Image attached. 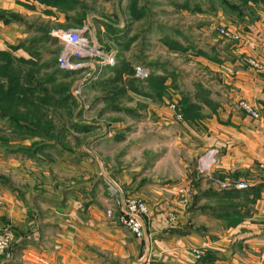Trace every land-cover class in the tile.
Masks as SVG:
<instances>
[{
	"label": "rangeland",
	"instance_id": "1",
	"mask_svg": "<svg viewBox=\"0 0 264 264\" xmlns=\"http://www.w3.org/2000/svg\"><path fill=\"white\" fill-rule=\"evenodd\" d=\"M26 1L37 2L51 10L35 12L33 16H14L19 22L18 31L26 37L10 47L11 57L35 64L16 63L0 74V83L6 88L16 82L23 87L20 97H14L9 108L6 104L3 110L0 107V112L6 116L0 117V190L18 193L19 199L25 192L50 195L54 201L57 192H96L102 187L109 205L106 215L118 220V201H141L149 210L146 200L134 194H123L126 192L124 182L132 181L145 195L153 189L175 191L176 188V194L171 195L177 197L183 208L195 213L204 207L208 212L210 209L211 217L215 218V207L224 202L212 196V190L215 194L222 193L230 190L223 189L222 183L240 181L224 180L222 174L217 176L216 173L214 177V167L204 170V166L210 164L207 163L210 156L214 162V154L195 130L182 125L186 122L180 104L184 97L194 100V94L199 95L198 85L206 91H218L217 79L215 85H210V72L199 64L195 66L194 60L186 54L191 52L188 44L204 48L212 45L211 39L209 42L212 35L224 62L235 60L238 65L260 70L264 65L260 58L231 54L251 32L243 25L244 18L257 19L252 6L255 2L64 0L67 6L55 7L39 0ZM260 1L263 4L264 0ZM53 7L63 14V22L53 20ZM227 28L238 32L242 39L224 36L221 29ZM60 33L81 35L91 47L112 55L116 63L109 65L103 64L101 59L92 62L91 57H72L70 65L63 67L65 46ZM256 35L257 42L251 38L249 43L260 46ZM170 36L187 47L178 42L167 43L165 39ZM21 48L27 49L29 59L17 55ZM138 68L145 70L147 76L141 78ZM151 77L165 80L163 92L148 85ZM29 89H34L36 96L53 99V106L34 100ZM146 94L159 97L152 100L144 96ZM148 101L166 104L174 111L178 124H165L170 123L163 120L166 116L150 110ZM241 103L250 106L259 118L248 115L240 107ZM233 106L254 120L262 118L261 111L245 100ZM178 112L183 120L178 121ZM12 121L39 131L40 135L31 137ZM263 165L260 168L264 171ZM181 188L188 190L189 197L179 193ZM109 211L113 212L111 217ZM170 212L177 217L174 211H167V216ZM148 216L149 213L143 218L147 223ZM7 222L0 237H11L13 252L14 233L6 226ZM192 252L197 261L206 256L203 248Z\"/></svg>",
	"mask_w": 264,
	"mask_h": 264
},
{
	"label": "crops",
	"instance_id": "2",
	"mask_svg": "<svg viewBox=\"0 0 264 264\" xmlns=\"http://www.w3.org/2000/svg\"><path fill=\"white\" fill-rule=\"evenodd\" d=\"M252 6L258 20L244 18L243 25L251 32L231 54L258 57L264 62V2H255ZM47 9L51 10L37 2L0 0V52H9L11 46L26 37L18 31L19 22L13 16H33ZM62 17L58 8L53 7V20L63 22ZM255 35L260 46L249 43L251 38L257 42ZM210 39L212 45L205 48L188 44L191 52L186 57L193 59L195 66L199 64L210 72V85H215L217 79L218 91H207L198 99L194 94L193 102L202 103L204 117L196 123L186 121L182 125L195 130L214 154V162L210 156L207 159L210 164L204 170L214 167V177L215 173L222 174L224 180L235 178L249 183L247 191L250 199L255 196V202L235 201L240 206L241 221L231 225L225 217H217L220 214L217 207L215 218L204 207L195 213L183 208L177 197L171 195L176 194V188L175 191L153 189L145 195L128 181L124 182L123 194H134L149 203V238L139 240L117 218L107 217L109 205L102 187L96 192H57L55 202L50 195L25 192L19 199L18 193L1 189L0 231L8 221L6 226L13 231L14 241L13 259L0 258V264H264V171L260 168L264 163V65L259 70L238 65L235 60L224 62L212 35L209 42ZM165 40L187 47L171 36ZM17 55L29 59L26 48L19 49ZM240 100L254 105L262 118L254 120L236 109L233 104ZM148 102L150 110L166 116L163 120L170 123L165 124L177 123L174 111L166 104ZM1 160L4 164V159ZM167 211L176 213L175 224L166 221ZM197 248L206 250V256L200 261L192 252Z\"/></svg>",
	"mask_w": 264,
	"mask_h": 264
},
{
	"label": "built area",
	"instance_id": "3",
	"mask_svg": "<svg viewBox=\"0 0 264 264\" xmlns=\"http://www.w3.org/2000/svg\"><path fill=\"white\" fill-rule=\"evenodd\" d=\"M221 32L226 37H234L237 40H241L238 32L232 29H221ZM236 32V33H235ZM60 38L64 42V52L62 54V66L66 67L69 64L70 58L79 57L81 59L91 57L90 61L94 62L95 59H101L103 64L114 65L115 59L112 55H107L100 51L97 47H91L88 41L82 38L81 35L77 33H68L62 34L60 33ZM242 36V35H241ZM105 66V65H104ZM259 66V65H257ZM137 74L144 78L147 76V72L142 70L141 68L137 69ZM240 107L248 113V115L254 117L255 119L259 118V114L255 112L250 106L245 103H241ZM178 121L183 120L181 112L177 113ZM264 168V165L262 166ZM223 189H238L245 190L249 188V183L246 181H226L221 184ZM179 193L183 195H187L189 197V192L186 189H179ZM119 213H118V221L124 226L136 239L144 240L149 238V234L147 231V222L143 219L146 215H148L149 210L144 202L141 201H123L119 202ZM113 214L112 211L108 212V216L111 217ZM168 221L171 224H175L177 222V217L174 213H168ZM0 257L4 258L7 261H10L13 258V252L11 250V237L10 236H2L0 237Z\"/></svg>",
	"mask_w": 264,
	"mask_h": 264
},
{
	"label": "trees",
	"instance_id": "4",
	"mask_svg": "<svg viewBox=\"0 0 264 264\" xmlns=\"http://www.w3.org/2000/svg\"><path fill=\"white\" fill-rule=\"evenodd\" d=\"M38 1V0H37ZM42 3L45 4H49L51 6H55V7H65L67 6V4H65L64 0H39ZM252 2H259L260 0H249ZM5 22L9 23V20L4 19ZM13 20H18L17 17L14 18L13 16ZM17 49V48H15ZM11 53L10 52H0V74L2 73H6L8 69H12V65L18 63V64H24V65H34L35 63L33 61H27L24 59H18V58H13L11 57ZM9 85V84H8ZM148 85L151 88H155L157 90H161L163 92V90L166 88V84H165V80L161 79V78H156V77H151L148 80ZM199 86V95L197 97L200 98V95H206V90H204L203 88H200ZM22 89L23 87L16 82V84L13 85H9L6 88V85L3 84L2 82L0 83V107L4 108V104L7 105V107L9 108L10 104L12 102H14V100L18 97H20V94L22 93ZM30 94L31 96H33L34 100L39 101L40 103H43L44 105L47 106H53V102L50 97H41V96H36L34 89L30 90ZM161 95V94H160ZM146 97H148V99H152V100H157L159 96L155 97L154 95H149L146 94L144 95ZM14 97H16L14 99ZM30 100H32L31 97H29ZM208 104H210V102L207 100L206 101ZM182 103L183 109L182 112L184 114L185 120L189 121V122H193L196 123L199 120H201L204 115L202 114V106L199 105L197 102H193V100L191 99V97H184L180 104ZM15 104V103H14ZM14 104L12 105V107L14 106ZM22 104V102L20 103V105ZM18 108V107H17ZM17 108L15 109V111L17 110ZM130 113H134V111H128ZM0 117L4 118L6 117L3 113L0 112ZM14 122L15 126L18 129H22L27 133V135L31 136V137H38L40 135L39 131H36L35 129H32L31 127L28 126H23L21 125L19 122L17 121H12ZM34 125V124H33ZM26 152V151H25ZM30 152V151H29ZM27 152V154L29 153ZM30 155H32L30 153ZM248 189L245 190H238V189H230V190H223L222 193H216L214 191L211 192L212 196H214L217 199L222 200L221 205H219V207H217L220 211H218L220 214L217 216L221 219H223L224 217L226 219L229 220V223L231 225H235L237 224L239 221H241V218L243 217L241 215V211H239V205L236 204L238 202H235L237 200H240L241 202H245L248 201L249 203H253L255 202V196L253 197V199H250V193L247 191ZM210 194V195H211ZM227 202H230L229 204H227Z\"/></svg>",
	"mask_w": 264,
	"mask_h": 264
}]
</instances>
